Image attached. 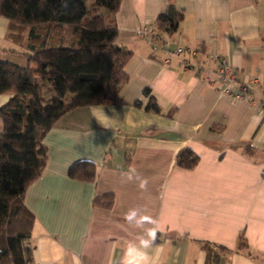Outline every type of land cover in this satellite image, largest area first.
<instances>
[{
    "label": "crops",
    "instance_id": "1",
    "mask_svg": "<svg viewBox=\"0 0 264 264\" xmlns=\"http://www.w3.org/2000/svg\"><path fill=\"white\" fill-rule=\"evenodd\" d=\"M169 1L183 15L170 38L197 56L166 65L137 32L156 30ZM113 20L116 43L132 54L121 102L74 109L43 138L45 167L23 197L34 218L33 262L122 264L128 244L153 227L130 224L135 209L163 228L149 250L156 264H205L204 243L210 264H264V110L222 94L215 76L226 59L239 82L253 77L264 87V0H121ZM7 31L0 17V61L24 67L8 52L19 51ZM9 97L0 95V107ZM150 98L158 114L145 111ZM181 149L198 156L193 169L175 167ZM78 161L95 164L92 183L67 176ZM105 195L112 207H95ZM240 237L248 249L237 250Z\"/></svg>",
    "mask_w": 264,
    "mask_h": 264
},
{
    "label": "trees",
    "instance_id": "2",
    "mask_svg": "<svg viewBox=\"0 0 264 264\" xmlns=\"http://www.w3.org/2000/svg\"><path fill=\"white\" fill-rule=\"evenodd\" d=\"M88 1L92 2L89 8ZM120 2L0 0V17L8 21L5 41L19 51L8 52L26 60L24 67L0 61V95L10 96L0 107V264H35L30 244L34 218L23 197L45 167L42 141L47 132L74 109L121 102L119 93L127 82L124 67L132 54L116 43L113 16ZM182 19L169 1L166 13L156 19L157 34H175ZM143 94L148 96V89ZM145 111L159 113L152 98ZM244 149L250 152V147ZM198 161L193 151L181 149L174 165L191 170ZM95 175L96 166L90 161H78L67 172L71 180L85 183H92ZM112 204V195L93 200L102 209ZM203 247L205 264H210L212 246L204 243ZM244 249L248 247L240 237L237 250Z\"/></svg>",
    "mask_w": 264,
    "mask_h": 264
},
{
    "label": "built area",
    "instance_id": "3",
    "mask_svg": "<svg viewBox=\"0 0 264 264\" xmlns=\"http://www.w3.org/2000/svg\"><path fill=\"white\" fill-rule=\"evenodd\" d=\"M137 37L149 44L152 54H161L166 65L181 57L195 58L197 56L195 50L180 46L168 34H157L156 30L149 26L138 30ZM215 76L222 94L237 101L259 106L264 110V87L257 78L248 77L245 81L239 82L237 72L232 69L226 59L220 60Z\"/></svg>",
    "mask_w": 264,
    "mask_h": 264
},
{
    "label": "clouds",
    "instance_id": "4",
    "mask_svg": "<svg viewBox=\"0 0 264 264\" xmlns=\"http://www.w3.org/2000/svg\"><path fill=\"white\" fill-rule=\"evenodd\" d=\"M130 180L131 176L128 177ZM146 181L141 182V187L146 186ZM125 219L131 224L135 223L136 227H143L145 223H151L153 227L147 229L146 236L139 238V244L129 243L125 251L122 264H156L155 258L150 256L149 250L156 246L158 239L157 234L163 231V228L159 221L148 218L147 220L143 216H139L137 210H130ZM157 253L161 251L159 247H156Z\"/></svg>",
    "mask_w": 264,
    "mask_h": 264
},
{
    "label": "rangeland",
    "instance_id": "5",
    "mask_svg": "<svg viewBox=\"0 0 264 264\" xmlns=\"http://www.w3.org/2000/svg\"><path fill=\"white\" fill-rule=\"evenodd\" d=\"M43 99L44 100L47 99V93L46 92H44V94H43Z\"/></svg>",
    "mask_w": 264,
    "mask_h": 264
}]
</instances>
